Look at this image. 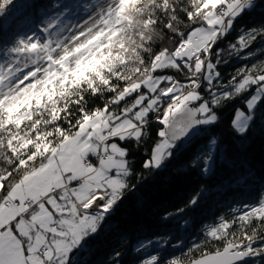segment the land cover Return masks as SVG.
Wrapping results in <instances>:
<instances>
[{
	"label": "snow or ice",
	"instance_id": "snow-or-ice-1",
	"mask_svg": "<svg viewBox=\"0 0 264 264\" xmlns=\"http://www.w3.org/2000/svg\"><path fill=\"white\" fill-rule=\"evenodd\" d=\"M13 3L0 0V17ZM98 7L74 30L56 31L58 21H46L43 38L20 36L0 62V264H72L75 252L90 250L109 230L108 220L144 172H163L206 133L210 138L177 170L211 175L225 159L209 131L225 103L244 99L246 110L231 121L238 150L249 146L257 126L264 131V62L237 69L227 83L219 70L221 38L258 0H106ZM161 32L170 34V46L156 44ZM258 39L264 40V23L238 32L229 56ZM93 97L103 104L92 109ZM151 133L137 175L119 142L144 144ZM198 200L199 193L187 207ZM147 205L143 200L141 207ZM233 212L230 221L220 217L207 228L204 245L163 264L264 257V247H254L264 241V198ZM195 252L199 257L190 259ZM141 264L162 262L150 254Z\"/></svg>",
	"mask_w": 264,
	"mask_h": 264
},
{
	"label": "trees",
	"instance_id": "trees-1",
	"mask_svg": "<svg viewBox=\"0 0 264 264\" xmlns=\"http://www.w3.org/2000/svg\"><path fill=\"white\" fill-rule=\"evenodd\" d=\"M87 1L14 0L5 15L0 17V25H3L0 26V62L8 59L6 50L17 38L32 33L40 36L46 21L67 19L74 10L80 12ZM262 23L264 0H258V7L242 17L239 28L221 38L220 49L224 53L219 70L224 83L237 69L264 62V40L260 39L250 49L243 50L240 56L228 54L229 45L238 40V32L249 25L259 27ZM162 28L161 23L158 31ZM156 44L170 46V34L161 32ZM169 74L184 78L182 72L175 70H169ZM103 102L104 98L97 100L93 97L89 100V106L94 109ZM240 106L245 107L243 97L225 103L218 110L219 122L209 130L211 135L218 137L225 150L224 162L218 161L211 175L205 176L199 169H189L184 174L177 170L196 147L210 138L206 133L194 140L191 149L170 162L163 172L152 176L144 172L145 180L137 183L136 191L128 194L108 220L109 230L90 242V250L75 252L71 257L72 264H141L150 254H159L163 264L181 253L188 254L189 249L195 250L197 244L204 245L207 228L218 224L220 217L230 221L238 215L233 209L257 204L259 199L264 198V131L257 126L246 149L241 151L235 147L231 121ZM152 135L154 133L146 137L147 143L144 144L119 142L127 147L128 159L137 175L148 156ZM133 182H136L135 179ZM198 193L197 205L187 207V202ZM145 199L148 205L141 207ZM181 208L184 211L167 220L162 219L165 212H175ZM254 247H264V241L257 240ZM204 250L209 251V247ZM116 253H119L118 258ZM198 257L199 252H195L189 258ZM259 259L264 260V257H252L246 261L247 264H259L256 262ZM184 264H188V261L185 260Z\"/></svg>",
	"mask_w": 264,
	"mask_h": 264
},
{
	"label": "rangeland",
	"instance_id": "rangeland-1",
	"mask_svg": "<svg viewBox=\"0 0 264 264\" xmlns=\"http://www.w3.org/2000/svg\"><path fill=\"white\" fill-rule=\"evenodd\" d=\"M105 2L106 0H88L85 6H81L82 10L80 12L74 10V13L70 14L67 19H55V21H58L56 31L64 29L74 30L75 28L84 25L85 21L88 20L90 16H95L96 12L99 11L98 5H102ZM64 34L67 35L68 32L66 31ZM43 35L44 34H41L40 37L43 38ZM238 109L246 110L245 107L242 106H240Z\"/></svg>",
	"mask_w": 264,
	"mask_h": 264
},
{
	"label": "flooded vegetation",
	"instance_id": "flooded-vegetation-1",
	"mask_svg": "<svg viewBox=\"0 0 264 264\" xmlns=\"http://www.w3.org/2000/svg\"><path fill=\"white\" fill-rule=\"evenodd\" d=\"M261 261V262H260ZM256 262H258L259 264H264L263 262H264V260L263 259H259L258 261H256Z\"/></svg>",
	"mask_w": 264,
	"mask_h": 264
},
{
	"label": "water",
	"instance_id": "water-1",
	"mask_svg": "<svg viewBox=\"0 0 264 264\" xmlns=\"http://www.w3.org/2000/svg\"><path fill=\"white\" fill-rule=\"evenodd\" d=\"M255 257H257V256H255ZM250 258H252V257H248V258H246V260H248V259H250Z\"/></svg>",
	"mask_w": 264,
	"mask_h": 264
}]
</instances>
